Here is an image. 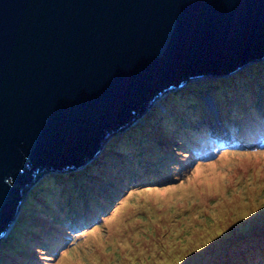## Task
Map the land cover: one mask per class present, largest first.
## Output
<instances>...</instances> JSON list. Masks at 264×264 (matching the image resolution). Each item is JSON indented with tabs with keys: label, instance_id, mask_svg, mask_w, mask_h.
<instances>
[{
	"label": "water",
	"instance_id": "obj_1",
	"mask_svg": "<svg viewBox=\"0 0 264 264\" xmlns=\"http://www.w3.org/2000/svg\"><path fill=\"white\" fill-rule=\"evenodd\" d=\"M263 58L264 0H0V236L41 171L89 161L193 77Z\"/></svg>",
	"mask_w": 264,
	"mask_h": 264
},
{
	"label": "rangeland",
	"instance_id": "obj_2",
	"mask_svg": "<svg viewBox=\"0 0 264 264\" xmlns=\"http://www.w3.org/2000/svg\"><path fill=\"white\" fill-rule=\"evenodd\" d=\"M229 78L187 81L179 90V96L170 93L162 98L165 111L157 107L161 100L156 101L136 123L109 139L99 153L102 155L96 157L102 159L112 155L109 160H120L122 154L129 153L143 136L142 139L147 140L141 142L138 150L153 151L159 145H155V141L170 138L181 115H193L199 106L202 107V101L213 95L223 103L230 102L223 100L226 89L240 88L241 91L244 81L256 92L263 91L264 59L236 70ZM222 117L224 119V113L218 115ZM162 148L159 145L158 150ZM95 158L83 167L84 170ZM104 166L108 168L109 163L106 161ZM67 172L46 173L29 189L27 204L2 240L5 256L8 246L18 250L16 241L20 244L19 235L29 232V224L34 231L49 230L51 223L46 221L49 216L42 218L37 212L53 209L51 201L58 206V196H63L65 190L74 197L67 184L68 174L73 172ZM187 174V178L175 185L160 188L145 184L132 188L107 212L104 221L80 231L72 245L62 250L56 264H242L243 253L254 258L264 242V150L225 149L213 162L194 165ZM100 175L92 173L91 176L97 183H105V189L101 187L99 193L106 194L114 188L115 180L110 177L108 185ZM71 212L79 210L73 207L64 213L69 216ZM61 225L59 221L56 224L58 228ZM25 239L26 236L23 242ZM46 241L54 240L49 237ZM26 244L24 248L29 246ZM41 249L27 248L21 264L41 262L39 257L44 253ZM2 264H9V260L4 258Z\"/></svg>",
	"mask_w": 264,
	"mask_h": 264
},
{
	"label": "trees",
	"instance_id": "obj_3",
	"mask_svg": "<svg viewBox=\"0 0 264 264\" xmlns=\"http://www.w3.org/2000/svg\"><path fill=\"white\" fill-rule=\"evenodd\" d=\"M228 79H231V78H228ZM242 87L243 89L241 91L239 90L240 88L226 89L225 91L226 95L223 98V100H230V102H227L229 105L232 103H235L238 110H241L243 106H247L248 104L253 105L251 101L255 99L256 90L253 86H250L247 81H244V84L242 85ZM262 92H263V98H264V89ZM178 93L179 92H177V94ZM177 94L174 93L171 95L174 97H177L179 96ZM247 97H248V101L246 100ZM161 103L164 105V100L161 101ZM243 119H245L244 121L245 123H248V121L250 120V117H248L247 112H245V114L243 115ZM256 119H257V116L255 117V120ZM175 134L178 137H183V135L181 134V131L178 129L175 131ZM146 140L147 138L138 139L137 145L133 146L132 149L129 150L130 153H125V157H127L123 159L125 160V163H122V161H120L119 159L109 160L108 158H110L112 155L106 156L102 159L100 157L99 158L97 157L96 161L89 164L90 168H87L86 170L83 169L79 173L70 175L67 180V184L72 189V192H74V197H73V194L72 195L67 194V190H65L63 196L61 197L58 196V199H59L57 200L58 206L54 205L53 209H50L51 212L49 215H47L49 217L46 218L47 219L46 221L51 223L50 220H52L56 214L54 213V210H55V211H58V213L66 219L65 223H62L63 225H69V227L73 229L75 227L73 225V220H74L73 218L76 217V220L78 221V223H80V225L76 224V227H78L79 229L80 228L82 229L86 225L87 220L89 219L90 221L92 219L94 220L97 217H101L103 213H106L113 205L110 203V200L112 199L114 194L118 192L120 189H122V187L124 186L123 183L122 184H119V183L125 182L127 180L126 176L131 174L133 177L139 176L142 179H147L149 175L151 174V170L159 164V156L164 153L166 148L163 145L159 144L158 141H155L154 144L161 145L163 147L162 150H158L159 145L156 148H154L153 151L138 150L139 146L141 145V142L144 143L146 142ZM100 155H102V153ZM100 159L101 161L97 162ZM106 161L109 163L108 168L104 166ZM128 162L131 163V165H135V167L131 173H129L130 172L129 171L128 173L124 175L123 167H127ZM93 172H99L101 174L100 177L105 179L108 185H110L111 183L110 177H114L113 180H115L114 181L115 191L106 193L105 199L101 196L102 194L99 193V190L101 187L102 189H105L104 188L105 183L104 184L97 183L91 176ZM103 172H105V174H102ZM117 175L119 176V178ZM36 195L37 193H35L32 196V199H34V196ZM108 196L110 197L108 198ZM24 204H27L26 201ZM66 204H68L69 206L67 205L68 206L67 208H63L65 207ZM23 206L25 207V205ZM73 207H76L79 210V212H76V214L75 212H71L68 218V215L64 212L71 211ZM47 209L48 208H46V210ZM61 210H64V211H61ZM37 213L42 218L45 216V215H42L41 211ZM50 216H52L53 218H51ZM24 223L25 222H23V224ZM62 230L66 232H71L65 228L64 229L62 228ZM38 233H41V231L36 232L34 231V229H32L29 232H26L25 234L21 233L19 235V239H21L20 245L17 243L15 244V248H17L18 250L17 251L12 250V248L8 246V254L6 256L3 254L5 252V249L1 247L2 252L0 253V264H2V260L4 258L9 260V264H21V261L24 258V252L27 251L26 250L27 248H32V247L34 249L38 247L40 248L41 243H43V241L46 240L45 239L46 236H40L39 238H36L35 235H37ZM25 236H26V239L23 242V239ZM52 238H54V236H52L51 239ZM53 242H55V240L52 242H48V247H47L49 248L48 251H51L53 249L52 247ZM24 244L29 245V246L27 248H24ZM260 249L261 250L256 253L254 258H250L247 253H243L240 257L242 264H264V242L262 243Z\"/></svg>",
	"mask_w": 264,
	"mask_h": 264
},
{
	"label": "clouds",
	"instance_id": "obj_4",
	"mask_svg": "<svg viewBox=\"0 0 264 264\" xmlns=\"http://www.w3.org/2000/svg\"><path fill=\"white\" fill-rule=\"evenodd\" d=\"M264 59V58H263ZM256 62V61H255ZM253 63V62H252ZM248 65H250V64H248ZM246 67V66H245ZM235 72V71H234ZM233 72V73H234ZM233 73H231V74H229V75H225V76H223V77H227V78H229V76L230 75H232ZM202 79H205V78H213V77H211V76H207V77H201ZM215 78H218V77H215ZM191 81V80H190ZM189 82V81H188ZM186 85V84H185ZM185 85H183V87L185 86ZM183 87H181V88H183ZM171 94H174V93H172L171 92ZM170 95V93L169 94H165V96L164 97H167V96H169ZM163 97V98H164ZM212 97V96H211ZM163 101V99H159V101ZM158 101V100H157ZM156 102V101H155ZM154 102V103H155ZM233 104V103H232ZM232 104H230V105H232ZM159 105H161V106H157V107H159V109H161V110H163V111H165V107L163 106V104L160 102L159 103ZM151 107H152V105L149 107V109H147L145 112H147V111H150V109H151ZM155 107V105L153 106V108ZM203 107V106H202ZM144 112V113H145ZM143 113V114H144ZM142 114V115H143ZM142 115H137L134 119H135V121H134V123H136V121L138 120V118L140 117V116H142ZM216 118V117H215ZM213 119V124L215 123V120L216 119ZM122 131V130H121ZM120 131V132H121ZM124 131V130H123ZM119 132V133H120ZM118 136H120V134H118ZM117 136V137H118ZM144 137V136H143ZM143 137H141V138H143ZM101 151H103V147H102V149L100 150V152ZM99 152V153H100ZM98 153V154H99ZM98 154H96V155H94L92 158H95ZM100 155V154H99ZM92 158H90V159H92ZM95 159H97V157L95 158ZM123 159H125V154H122V156L120 157V161H122V162H125V160H123ZM90 161V160H89ZM89 161H87V162H85L84 164H82V165H80V166H71L70 168H68V169H70V170H68V169H66L67 171H62V172H67V173H70V172H73L74 174L75 173H78V170L79 169H81V168H83ZM84 169V168H83ZM82 169V170H83ZM75 171V172H74ZM49 172H60L59 170H57V169H54V168H49L48 170H43V171H41V173H40V175L39 176H36L35 178H34V180H33V184L31 185V188L32 187H34L40 180H39V178L42 176V175H44V174H46V173H49ZM73 173H71V174H68V176H70V175H72ZM112 176H114V175H112ZM189 176V175H188ZM187 176V177H188ZM170 186V185H169ZM164 187H166V186H164ZM162 188V187H161ZM29 194V193H28ZM27 194V195H28ZM27 195H25V199H24V201H23V203H22V205H21V207H20V210H19V212H18V216H17V218L13 221V223L15 224L16 223V221H17V219H18V217L21 215V213H22V208H23V205H24V203H25V201H26V196ZM54 213H56L55 214V216H54V218L53 217H51V218H53L52 220H50L51 221V226H50V228H49V230L48 231H43V230H41V233H38L37 235H35V237L36 238H39L40 236H46L47 234H49V233H51V232H53V231H55V234H56V231L57 230H54L53 229V227H55V229L56 228H58L57 226H56V224H58V221L59 222H63V220H61V215L58 213V211H55L54 210ZM70 215V214H69ZM53 216V215H52ZM24 222H25V219H24ZM29 227H31L32 229H33V227L29 224ZM13 228V226L11 225V224H9L8 226H7V228L5 229V231L1 234V236H0V249H1V245H2V240H4L5 238H6V236L9 234V232L11 231V229ZM37 232V231H36ZM51 234H53V233H51ZM16 243L18 244V241H16ZM20 245V244H19Z\"/></svg>",
	"mask_w": 264,
	"mask_h": 264
},
{
	"label": "bare ground",
	"instance_id": "obj_5",
	"mask_svg": "<svg viewBox=\"0 0 264 264\" xmlns=\"http://www.w3.org/2000/svg\"><path fill=\"white\" fill-rule=\"evenodd\" d=\"M218 76V75H217ZM220 77H223V76H220ZM194 79H192L191 81L192 82H198V81H200L202 78H196V77H193ZM246 100L248 101V97L246 98ZM210 118H213V114L211 115V117H206L205 119H207V120H210ZM216 118L218 119V116H216ZM215 118V119H216ZM181 134L182 135H190V134H192L191 133V130L190 129H184V130H182L181 131ZM94 158H92V159H90V161L89 162H91L92 160H93ZM94 161H96V159L94 160ZM93 161V162H94ZM88 162V163H89ZM47 167H50L49 165H46L45 167H44V169H46ZM90 168V167H89ZM86 170V169H85ZM93 173H99V172H93ZM102 174H105V172H103ZM50 205H52V206H54L55 205V203H54V201H51L50 202ZM50 212H51V210H50V208H48L46 211H43V213H42V215H45V216H47V215H49L50 214ZM11 225L14 227L15 226V224L12 222L11 223ZM28 229H29V231H31L32 230V228L31 227H28Z\"/></svg>",
	"mask_w": 264,
	"mask_h": 264
}]
</instances>
